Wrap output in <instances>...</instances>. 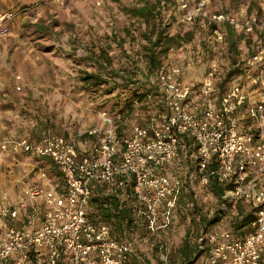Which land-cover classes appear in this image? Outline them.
Listing matches in <instances>:
<instances>
[{
    "label": "built area",
    "instance_id": "1",
    "mask_svg": "<svg viewBox=\"0 0 264 264\" xmlns=\"http://www.w3.org/2000/svg\"><path fill=\"white\" fill-rule=\"evenodd\" d=\"M61 2L62 0H56ZM181 22L200 19L214 26L213 36L225 40L224 28L255 37L253 51L243 58L247 72L242 81L223 93L219 67L212 65L201 84L200 105L194 106L192 85L182 79L180 67H165L158 74L170 114L162 125L151 118L127 134L111 118L101 129L88 132L97 138L88 154L80 151L77 137L48 132L42 142L10 139V147L49 158L63 185L34 184L12 201L0 197V264H126L139 244L136 238L116 240L112 226L88 216L97 182L124 186L133 175V196L143 204L147 230L157 236L162 261L167 263L166 242L158 236L178 207L187 178L203 187L214 180L231 185L222 200L225 212L242 201L258 208L252 230L231 240L230 232L208 231L200 239V264H264V20L249 15L212 12L211 0H175ZM18 12H0V40L10 35V22ZM244 57V54L242 55ZM193 138L195 169L183 173L179 136ZM227 208V209H225Z\"/></svg>",
    "mask_w": 264,
    "mask_h": 264
},
{
    "label": "rangeland",
    "instance_id": "2",
    "mask_svg": "<svg viewBox=\"0 0 264 264\" xmlns=\"http://www.w3.org/2000/svg\"><path fill=\"white\" fill-rule=\"evenodd\" d=\"M137 3L139 0H25L18 10L19 23L11 28L8 44L0 50V135L39 136L49 130L55 134H72L79 140L89 131L103 128L107 123L106 117L127 134L134 126L142 125L149 113L145 105L135 103L134 112L129 117L124 116L120 113L121 107L116 105L119 87L105 74L103 80L110 83L103 82L97 88L86 87L82 81L84 73L102 71L96 64L80 59L81 53L99 54L102 48L111 46L112 67L125 78L142 77L141 73L148 69L144 48L149 42L143 36L146 25L127 12ZM163 14L167 22L169 13ZM186 29L187 25L181 22L173 23L168 31L176 35L184 33ZM208 39L212 49L210 52L205 45ZM207 40L199 36L183 49L171 50L165 56L164 64L182 65L185 57H191L184 69L186 81L200 84L206 76L205 66L202 67L204 64L198 62L203 52L205 64L209 68L217 65L224 74L230 57L228 44L226 40L218 42L213 35L208 36ZM240 47L239 60L243 63L248 50L243 43ZM117 82L123 83L121 77ZM200 89L201 85L193 95L196 107L200 105ZM21 159L27 161L26 158ZM7 160L0 149V188L8 187L13 177L26 174L19 165L13 168L11 174ZM33 163L39 168L31 174L29 181L37 180L40 176L52 185L57 182L56 168L49 162L41 164L40 160L35 159ZM193 182L203 216L209 218L223 208L222 199L216 197L210 188ZM238 203L234 204L232 210L228 208L221 223L211 231L230 232L232 220L237 216L235 207ZM242 205L248 207L245 202ZM175 223H178L175 230L161 234L166 242L165 252L173 254V260L177 257L175 250L187 226L179 214ZM151 236L153 234L150 233L146 237ZM154 256L161 261L160 250ZM201 259L197 264L201 263Z\"/></svg>",
    "mask_w": 264,
    "mask_h": 264
},
{
    "label": "trees",
    "instance_id": "3",
    "mask_svg": "<svg viewBox=\"0 0 264 264\" xmlns=\"http://www.w3.org/2000/svg\"><path fill=\"white\" fill-rule=\"evenodd\" d=\"M176 5L175 0H139V3L127 10L132 17L139 19L146 25L143 36L149 42V45L144 48L148 69L146 72L141 73L142 77L135 79L134 77L125 78L121 76V74L112 67L113 60L109 54L111 46L102 48L99 54H80L81 60L89 64H96L98 68L101 69L99 71H102L97 73L85 72L82 81L85 83L86 87L97 88L104 83H110L102 78L103 74L108 76L115 85H117V88L119 87L121 90H119L116 95V105L121 107L120 113L129 117L131 113L134 112L135 103L143 104L145 105L144 108L149 110V113L146 115V120L142 124L144 126L149 124L152 117H156L158 124L162 125L166 117L170 114V109L167 105L164 93L159 86L158 74L160 71L166 66L180 67L182 69V79L186 81L184 69L186 68V63H190L192 58H189V56L185 57L183 62H181L183 63L182 65L179 63H171L169 65L164 64L165 56L173 49H183L199 36L201 39L207 40L208 36L213 35V30L215 28L203 22V20L198 19L191 24L184 23L187 25V29L184 33L172 35L168 31L169 27H171L173 23H181L176 13ZM163 12L169 13L167 22H165ZM227 28L229 32L226 42L228 44V52L230 53L227 66L228 69L225 70L224 74L220 71L218 72V83L222 93L230 85L242 81V77H244L247 72V68L239 60L241 55L240 44L243 43L248 50V54H251V47L254 43L252 39L253 36L244 33L237 34L232 28ZM207 41L208 43L205 45L208 48V52H210L212 50L209 44L210 41L209 39ZM201 53L203 55L199 56L198 62L204 64L202 67L205 66L206 75L209 67L204 62V53ZM136 71L140 70L136 69ZM118 77H121L123 83L118 84ZM188 83H192L191 85L194 90L198 89L202 84V82L200 84L193 82ZM110 89L116 88L110 87ZM118 130L124 132L121 128H118ZM87 140H91L95 143L97 138L86 133L82 141L87 142ZM197 149L198 145L193 138L185 134L179 136V151L183 161L180 169L183 173L195 169L192 162V155L197 152ZM55 170L58 174V179L53 185L62 186L64 183L62 175L57 168ZM134 185L135 178L133 175L125 178V185L122 187L106 183H95L93 185V196L87 210L89 218L96 223L105 222L110 224L112 226V237L116 240L122 241L134 238L138 240L139 244L126 264H191L201 250L200 239L206 232L210 231L211 228L221 223L222 217L224 214L226 215L227 212L219 209L209 218L203 216L197 203L194 182L192 179L187 178L179 197L178 207L171 213L167 226L160 229V235L158 234L162 239L163 236L161 234L170 233L172 229L175 230L177 228L175 226L178 225V223H175L178 214L187 224L185 234L178 248L175 250L177 254L176 259L173 260L174 255L169 254V261L165 263L162 260L159 261L154 258L155 252H159V248L156 244L154 235L150 238L146 237L150 234L146 227L147 218L143 210V204L137 203L133 196ZM208 188L211 189L216 197L222 199L225 191L230 189L231 185L222 186L213 180ZM233 207L234 206H231L230 209L232 210ZM235 209L237 210V216L232 220L229 229L231 240L243 238L252 230L251 225L257 217L256 212L258 210V208L251 204H248L247 208L244 207L242 201H239ZM168 239L171 241L170 238ZM34 264L44 263L39 260H34Z\"/></svg>",
    "mask_w": 264,
    "mask_h": 264
},
{
    "label": "crops",
    "instance_id": "4",
    "mask_svg": "<svg viewBox=\"0 0 264 264\" xmlns=\"http://www.w3.org/2000/svg\"><path fill=\"white\" fill-rule=\"evenodd\" d=\"M24 1L25 0H0V11H6L12 9L13 11L18 12V10H20L23 7ZM242 7L247 8L249 15L258 16L260 19L264 20V0L263 1L262 0H211L208 9L212 12H230V13L238 14ZM19 15L20 14H17V16L10 22L9 24L10 30L11 28L16 27L17 24L19 23ZM228 32H229L228 28L227 27L224 28L225 40L228 36ZM236 33L239 34L238 32ZM9 36L0 40V50L2 47H5L8 44ZM252 39L254 42L255 37H252ZM251 50L253 51V46L251 47ZM48 131L49 130H46L42 135L39 136L34 134L33 136L2 137L0 135V149L3 155H6L8 158V160L6 161L8 163H6V165L10 169L11 174L13 172V168L17 165H19V167H22L23 170L26 171V174L22 177L19 178L13 177L8 187L0 188V197L3 194H7L9 199L14 201L18 199L21 194H24L25 189H27L28 187L34 184H40V185L43 184L47 186L52 185L51 182H46L45 179H43L40 176L37 178V180L34 181L28 180L31 177V174L36 172V168H39V166H34L33 162L35 159L38 161L40 160L41 164L49 162V164L54 167L52 161H50L49 158H45V159L37 158L34 155L25 153L15 147H10L8 151H4L1 148L2 143L10 139L19 140V139L27 138L32 142H36V143L42 142L43 139L48 134ZM60 135L71 138L75 136L72 134H60ZM82 138L83 137L79 139L80 151L88 154V152L91 151L95 143H93L91 140H87V142H84L82 141ZM21 158H26L25 160L27 161H23L24 159Z\"/></svg>",
    "mask_w": 264,
    "mask_h": 264
},
{
    "label": "water",
    "instance_id": "5",
    "mask_svg": "<svg viewBox=\"0 0 264 264\" xmlns=\"http://www.w3.org/2000/svg\"><path fill=\"white\" fill-rule=\"evenodd\" d=\"M201 255H202V251H200V252L197 254V256L195 257V259L192 261L191 264H196L197 261L199 260V258L201 257Z\"/></svg>",
    "mask_w": 264,
    "mask_h": 264
}]
</instances>
